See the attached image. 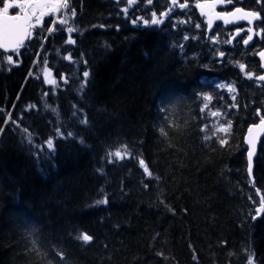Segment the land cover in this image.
I'll list each match as a JSON object with an SVG mask.
<instances>
[{
	"label": "trees",
	"instance_id": "trees-1",
	"mask_svg": "<svg viewBox=\"0 0 264 264\" xmlns=\"http://www.w3.org/2000/svg\"><path fill=\"white\" fill-rule=\"evenodd\" d=\"M185 1L193 5L196 0ZM254 2L244 5L262 7ZM70 6L76 10L74 21L63 9L54 25L64 32L47 36L50 18L13 56L15 63L0 53V264H248L249 257L264 264V211H258L264 196V138L254 183L244 143L247 128L264 114V87L247 80L239 67L258 70L255 46L246 51L209 43L219 34L225 38L226 31L218 26L208 34L194 8L192 20L186 17L183 25L177 11L161 25H141V17L171 8L170 0L151 5L138 0L133 8L127 0H70ZM61 18L69 23L60 25ZM69 26L79 30L71 34L74 45L65 43ZM219 51L225 52L222 59ZM69 54L72 61L64 58ZM47 69L54 84L44 80ZM84 71L89 77L81 90ZM211 78L232 82L235 100L208 83ZM204 95L212 100L201 111ZM212 111L221 113L223 123L231 121L227 132L211 122ZM85 117L87 124L81 123ZM221 139L227 143L221 145ZM17 144L39 151L40 158L28 160ZM59 144H88L97 152L85 159L65 153ZM125 146L129 155L123 159L109 156ZM40 149L50 152L41 155ZM141 158L160 180L146 178ZM84 196L87 202L92 197L87 206ZM105 198L106 204H97ZM133 200L122 212L113 207V201ZM60 219H66L65 227H81L70 232L74 250L55 242L66 236ZM84 232L93 237L87 244L77 239ZM89 251L91 256H82Z\"/></svg>",
	"mask_w": 264,
	"mask_h": 264
},
{
	"label": "snow or ice",
	"instance_id": "snow-or-ice-1",
	"mask_svg": "<svg viewBox=\"0 0 264 264\" xmlns=\"http://www.w3.org/2000/svg\"><path fill=\"white\" fill-rule=\"evenodd\" d=\"M214 2L219 3L221 2V0H214ZM226 2L231 3L232 0H226ZM238 2V0H237ZM0 3H3V7L0 8V48H7L8 47V43L3 41V37L6 34H15L17 36H19L20 38L16 39L15 41H12V43L15 44L16 48H18L22 43H23V36L27 35V28L24 27V25L22 24H8L6 22L8 21H25V22H29L28 23V27H33V25H31L30 20L31 17L28 15H9V10L12 8H19L21 9V11H24L26 7L31 6V0H0ZM127 3L129 5H133L136 3V0H127ZM147 3L149 5H151L153 3V0H147ZM172 5H177L178 0H171ZM258 4H261L262 7L260 8V10L257 11H245L243 8L241 7H236L235 11H231V12H221V13H216V17L220 18V19H225L226 17H233V18H238V19H244L247 20L249 22V24H252L254 21L257 20H262L264 21V17H261L260 13L261 11H264V0H257ZM46 4L50 5V7L48 8L49 12H59L61 9H64V15L65 16H69L70 14V18L74 21V18L76 16V10L75 8H72L70 6V0H46ZM180 8L185 7V4L180 3L179 4ZM198 7H200L201 9H203L205 7V5L200 4L198 5ZM172 11V9H168V11L165 12H161L158 16L157 12L153 11L151 13V17L149 19H144L143 23L145 25H148L149 23L153 24V25H159L161 23H163V20L161 19V17L164 16H168V14ZM123 12L127 13L128 12V8H124ZM239 14V15H238ZM43 15V13L41 14ZM59 24L60 25H67L69 23L68 19H64L61 18L59 19ZM227 22V20H226ZM37 23H39V18H37ZM51 23L53 25H55L57 22L56 21H51ZM133 23H136V20H133ZM212 20L211 18L208 21L209 26H211ZM102 27V25H101ZM197 28L200 27L199 24L196 25ZM49 33H52L53 31H59V32H64L65 28L64 27H60V28H47L46 29ZM67 33L69 34L67 39L65 40L66 44H70V45H74L76 43V40L72 37V33H78V29L74 26H69L66 28ZM249 33L253 32L252 28L248 29ZM259 34H264V27L260 28V33ZM237 35H239V32H237ZM188 37H185V39H187ZM46 39V38H45ZM253 39V35L249 34L247 36V39H244V44L247 45L249 43V41H251ZM15 50V48L13 49ZM259 56L261 57V59H264V51H261L258 53ZM221 56H224V53L221 52L220 53ZM65 59L72 61V56L71 54H69L68 56L64 57ZM7 62L9 64H13L15 63V61L13 60L12 56H8L7 57ZM45 63H47V61L45 60ZM86 63V62H85ZM240 69L243 71L245 69V65L244 64H240L239 65ZM10 70V69H9ZM246 75L248 76L249 79H252L254 74L251 72H247ZM83 77H84V83L81 85V90H83V87L86 85L87 83V78L89 77V72L88 71H84L83 72ZM255 79L259 80V81H264V75H259V76H255ZM65 82H67L66 78H65ZM220 87H227L228 91L230 92H235L236 89L231 85H220ZM45 95H47V93H45ZM203 99L206 101V103L204 104V108L201 109V111H204L205 109L208 108V103L209 101L212 100V97L210 95H204ZM233 100H235V97H232ZM30 107H35V106H30ZM233 107H238V105H233ZM221 113L219 112H213L212 115L213 116H217L220 115ZM76 115V112L73 113V116ZM9 119H11V116H9ZM8 121H5V123H7ZM12 123H16V121H12ZM81 123L87 124V118L85 117ZM17 127H19V125H17ZM231 127V121L230 120H226L218 129L219 131L222 132H227L228 129ZM254 127H258V128H264V117H262L261 122L259 125H254ZM3 129H0V131H2ZM204 129H201V131H203ZM23 131L25 133H28V129H23ZM59 132V129L57 130ZM161 133L164 135H167V133L165 132V130L163 128L160 129ZM249 131L251 132V129H249ZM62 134V133H61ZM69 136L72 135V133H68ZM205 139H210V137H205ZM27 140L29 142V144L32 143V135L31 133H28L27 135ZM221 145H224L227 143V141L225 139H221L220 140ZM249 143H253V141H249ZM38 148H40V146H37ZM126 147L125 146V151L121 152L119 150L115 151V152H110L109 156H114L116 158H120L123 159L126 155H129L126 151ZM253 147H254V143H253ZM47 148L48 149H52L53 148V140L49 139L47 141ZM41 151L43 149H40ZM248 160H249V165H248V170L249 173H251L252 170V151H249V155H248ZM111 162V161H109ZM139 165L140 167L143 169V172L146 176L147 179L151 180V179H156L158 180L159 177L154 176L153 172L150 170L148 164L146 163V161L141 158L139 159ZM144 187L147 189L148 188V184L144 183ZM106 204L107 203V199L105 198L104 200H99L97 201V204ZM161 203H163V201H161ZM260 209H258V211H264V196L261 197L260 200ZM255 218V217H253ZM78 240L83 241L85 244L89 243L92 241L93 237L91 235H89L88 233L84 232L81 233L79 236H77ZM57 255L59 256L60 260L63 261L64 260V254L63 252H59L57 253ZM158 255L163 256L164 254L158 253ZM165 259H167V257H165ZM193 259H197V257L194 255ZM248 264H253V259L252 257H249L248 259Z\"/></svg>",
	"mask_w": 264,
	"mask_h": 264
},
{
	"label": "bare ground",
	"instance_id": "bare-ground-1",
	"mask_svg": "<svg viewBox=\"0 0 264 264\" xmlns=\"http://www.w3.org/2000/svg\"><path fill=\"white\" fill-rule=\"evenodd\" d=\"M252 1H254V0H252ZM260 10V9H259ZM261 13L263 14V11H261ZM263 17H264V14H263ZM176 26V25H175ZM84 29V28H83ZM56 34V33H55ZM238 48V47H237ZM237 48H235L236 50H237ZM181 51V50H180ZM232 51V50H231ZM238 52H239V49H238ZM240 52H242V51H240ZM239 55V54H238ZM249 60V59H248ZM252 60V59H251ZM241 61V60H240ZM97 62V61H96ZM248 62V61H247ZM255 62V61H254ZM254 62H252V63H254ZM98 63V62H97ZM246 63V62H245ZM255 65H257V63L255 64ZM254 65V66H255ZM110 73V72H109ZM108 73V74H109ZM110 76H112L111 74H110ZM211 80H212V78H211ZM206 83V82H205ZM240 84H242V83H240ZM220 85V84H219ZM251 85V84H250ZM254 86V85H253ZM213 87V86H212ZM240 88H242L241 86H240ZM221 111V110H220ZM209 116V115H208ZM211 118V117H210ZM11 134L12 135H14L15 137H16V139H17V141H18V143H21L20 142V140L17 138V135L12 131L11 132ZM145 137V136H144ZM143 139H145V138H143ZM146 140H147V138H146ZM149 140V139H148ZM148 142V141H147ZM150 143V142H149ZM152 143V142H151ZM146 144V143H145ZM141 145H142V143H141ZM17 146H18V150L23 154V156L24 157H26L28 160L29 159H31V161H35V160H37L38 158H40L39 156L40 155H38L39 154V151H34L33 152V149L31 148V150L29 149V147L26 145V144H17ZM143 146H144V143H143ZM59 148L62 150H64V152L65 153H70V152H72V151H74V152H77V153H79V154H82V155H84V158L86 159L87 157H89V159H91L94 155H95V153L97 152L96 150H94V149H90L89 148V146H88V144H59ZM58 148V149H59ZM142 148V147H141ZM94 152V153H93ZM242 152V151H241ZM243 153V152H242ZM18 156H20V155H18ZM244 157V156H243ZM21 158V157H20ZM83 158V159H84ZM262 158V157H261ZM76 159V158H75ZM80 159V158H79ZM257 159V158H256ZM6 160V159H5ZM262 160H264V158L262 159ZM4 161V160H3ZM8 162V161H7ZM81 162H83V160L81 161ZM80 162V163H81ZM86 162V161H85ZM1 163V162H0ZM246 163V162H245ZM79 164V163H78ZM86 164V163H85ZM2 166V165H1ZM83 166V165H82ZM12 167H14L13 165H12ZM88 167V166H87ZM247 167V166H246ZM9 169V168H8ZM15 169V168H14ZM18 169V168H17ZM72 169V168H71ZM86 169V168H85ZM1 170V169H0ZM4 170H5V168H4ZM19 170V169H18ZM82 170V169H81ZM91 170V169H90ZM2 171V170H1ZM12 171H13V169H12ZM12 171H11V173H12ZM15 171V170H14ZM4 172V171H3ZM67 172V171H66ZM84 172V171H83ZM14 173V172H13ZM85 173V172H84ZM0 174H1V172H0ZM60 174V173H59ZM13 175H15V174H13ZM86 176H87V174H85ZM157 175H159V174H157ZM255 175V174H254ZM93 177V174H92V176H91V174H90V176H89V178H90V180H91V182H92V185H93V183H94V181H95V179H94V177ZM2 178V177H1ZM63 178V177H62ZM88 178V179H89ZM87 179V180H88ZM160 180V179H159ZM153 181V180H152ZM255 181V180H254ZM88 183V182H87ZM85 185V184H84ZM81 186V185H80ZM108 186L109 185H106V186H100V187H98V189L97 190H100V189H104L105 187H107L108 188ZM84 188H85V186H83ZM102 187V188H101ZM152 187V186H151ZM79 188V187H78ZM77 188V189H78ZM81 188V187H80ZM91 188V186L89 187V189ZM205 188V187H204ZM83 189V188H82ZM81 189V190H82ZM202 189H203V187H202ZM85 190H86V188H85ZM79 191V190H78ZM86 192V191H85ZM90 192V191H89ZM88 192V193H89ZM78 193V192H77ZM83 193V192H82ZM50 195V194H49ZM83 195V194H82ZM136 195H140V194H136ZM51 196V195H50ZM77 196H78V194H77ZM82 197V196H81ZM116 196L114 195V198H115ZM92 198V197H91ZM91 198H89L88 199V202H87V200H86V198H85V196H84V200H83V202H82V204H84V205H86V204H88L89 203V201L91 200ZM73 202V201H72ZM135 202V200H133V201H131V203H129V204H127V203H125V204H117V202L116 201H113V207H115V208H118V211H120V212H122V211H124L125 209H127L128 207H129V205L130 204H133ZM69 203V202H68ZM50 206V205H49ZM87 206V205H86ZM51 207H52V205H51ZM60 207V206H59ZM58 207V208H59ZM71 210H72V204H71ZM144 208V207H143ZM55 210L57 211L58 209H56L55 208ZM54 210V211H55ZM70 210V211H71ZM62 212V211H61ZM80 215H81V217L83 218V215H82V211H80ZM54 216H55V213H54ZM58 216V215H57ZM56 217V216H55ZM59 219V218H58ZM34 220V219H33ZM37 221V220H36ZM66 222V219L63 221L62 219H60V222L59 223H65ZM81 228V227H80ZM79 228V223L77 224V225H74V226H70V224H68L66 227H65V224H64V226H63V228H62V230H61V234H66V236H64V237H60V236H58V238L57 239H55V242H57L59 245H61L62 247H63V249L64 250H66L67 252L68 251H71V250H74L75 249V247H74V241H72V239L74 238V236L72 235V234H70V232L72 233V231L73 230H78V229H80ZM192 232V231H191ZM190 232V234H189V236L190 237H192V233ZM70 234V235H69ZM67 235H69V237L67 236ZM195 237V236H194ZM197 241V240H196ZM30 247V246H29ZM32 247V246H31ZM30 247V249H26V250H28L29 251V253L31 254L32 253V251H33V247L31 248ZM240 248H242V247H240ZM239 248V249H240ZM55 251V250H54ZM92 251V250H91ZM56 252V251H55ZM94 252V251H93ZM21 253V252H20ZM22 253H23V251H22ZM91 252L89 251L88 253H83L82 254V256H85V257H87L89 254H90ZM95 253H96V251H95ZM237 253V252H236ZM106 254V253H105ZM47 255V254H46ZM93 255H94V253H93ZM241 255V254H240ZM81 256V257H82ZM89 256H91V255H89ZM98 256V255H97ZM114 256H115V254H114ZM95 257V256H94ZM6 258V257H5ZM78 258H80V257H78ZM118 258V257H117ZM9 259H10V257H9ZM81 259V258H80ZM89 259H90V257H89ZM83 260V259H82ZM86 260V259H85ZM92 260V259H91ZM96 261H97V259H95ZM1 261H2V259H1ZM8 260H6V262H7ZM93 261V260H92ZM91 261V262H92ZM103 261V260H102ZM89 262V261H88ZM95 262V261H94ZM3 263V262H2ZM5 263V262H4ZM86 263V262H85ZM6 264V263H5ZM86 264H89V263H86Z\"/></svg>",
	"mask_w": 264,
	"mask_h": 264
},
{
	"label": "water",
	"instance_id": "water-1",
	"mask_svg": "<svg viewBox=\"0 0 264 264\" xmlns=\"http://www.w3.org/2000/svg\"><path fill=\"white\" fill-rule=\"evenodd\" d=\"M42 1H44V0H42ZM44 2L46 3V1H44ZM44 2H42V3H44ZM215 3L216 2L208 3L205 5V7L203 9H201L200 7H199V9L202 10L203 12L207 13L208 10H210ZM210 18L212 20V23H211V26H209V29H212L213 26L215 25V23H217L219 21H223L227 25L240 24L242 21H244V19L233 18L230 16L226 17L225 19H220V18H217L216 16L208 15V21ZM226 20H227V22H226ZM6 23H8V24H22V25H24V27L27 28V24L25 25V22L23 20L22 21H16V22L8 21ZM27 37H28V28H27V35L23 36V43L21 45H23L25 43ZM18 38H20V37L15 35V34H6L2 39L4 42L8 43V47L7 48H0V49H2L6 53L14 52L18 48H16L15 44L12 43V41H15ZM14 48H15V50H13ZM262 63H263V67H264V59H262ZM260 122L255 124V125H259ZM249 129H251V132L249 131ZM263 137H264V128L254 127V125H251L248 128L246 136H245V144L248 147L247 160H248L249 151H252V170H251V173H249V176L251 179H253L252 175H253V170H254V161L257 157L258 146H259ZM250 140L253 141L254 147H253V143H249ZM248 165H249V160H248ZM248 172H249V170H248Z\"/></svg>",
	"mask_w": 264,
	"mask_h": 264
},
{
	"label": "flooded vegetation",
	"instance_id": "flooded-vegetation-1",
	"mask_svg": "<svg viewBox=\"0 0 264 264\" xmlns=\"http://www.w3.org/2000/svg\"><path fill=\"white\" fill-rule=\"evenodd\" d=\"M33 1V0H31ZM3 7V3H0V8ZM50 7V5H45L43 7L37 8L34 4H32L31 6H28L25 8L28 9V11L32 14L33 16V23H35L33 25V27H31V31L37 26V25H41L44 24L45 21L50 17L51 12L48 11V8ZM223 9L222 7L219 8V10ZM24 10V11H25ZM24 11H21V9L19 8H12L9 10V14H20L23 13ZM43 13V15H41ZM262 14V13H261ZM263 17V14H262ZM37 18H39V23H37ZM242 34L240 35L239 39H241L243 41V33L246 32V30L244 28L241 29Z\"/></svg>",
	"mask_w": 264,
	"mask_h": 264
},
{
	"label": "rangeland",
	"instance_id": "rangeland-1",
	"mask_svg": "<svg viewBox=\"0 0 264 264\" xmlns=\"http://www.w3.org/2000/svg\"><path fill=\"white\" fill-rule=\"evenodd\" d=\"M159 16V15H158ZM144 19H146L145 17H141V23L142 24H144L143 23V20ZM145 25V24H144ZM145 26H155V25H153V24H151V23H149L148 25H145ZM7 60V59H6ZM46 80H47V82H51V81H53V79H52V77H51V75L48 73L47 75H46ZM220 85H228V84H223V83H219ZM219 85V86H220ZM222 89H224V90H227L228 91V89H227V87H221ZM218 116V115H217ZM217 116H214L213 117V120H212V122L213 123H215V124H217L219 127L221 126V122H220V120L217 118ZM49 152L50 151H47V150H45V151H41L40 153H41V155H45V154H49ZM42 158H44V159H47L46 157H42Z\"/></svg>",
	"mask_w": 264,
	"mask_h": 264
}]
</instances>
